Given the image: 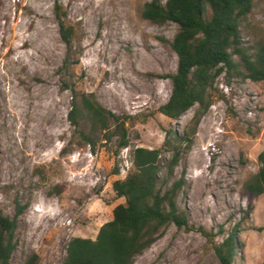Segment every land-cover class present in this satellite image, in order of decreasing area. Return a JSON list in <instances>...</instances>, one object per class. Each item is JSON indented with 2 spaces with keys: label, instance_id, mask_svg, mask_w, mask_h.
Returning a JSON list of instances; mask_svg holds the SVG:
<instances>
[{
  "label": "rangeland",
  "instance_id": "obj_1",
  "mask_svg": "<svg viewBox=\"0 0 264 264\" xmlns=\"http://www.w3.org/2000/svg\"><path fill=\"white\" fill-rule=\"evenodd\" d=\"M150 1L60 0L79 36L72 87L120 118L93 147L80 137L87 128L68 118L55 0H0V211L13 218L17 203L26 206L11 264L33 255L36 264H62L70 239L95 240L124 202L113 183L132 168V150L159 149L167 131L195 126L197 105L176 121L160 112L178 68L171 47L178 26L145 19ZM240 32L244 47L264 44V0H255ZM212 95L176 172L185 174L178 203L190 229L168 227L133 264H221L214 245L235 229V264H264V194L245 189L264 150V82L222 75ZM122 123L130 145L118 149Z\"/></svg>",
  "mask_w": 264,
  "mask_h": 264
},
{
  "label": "trees",
  "instance_id": "obj_2",
  "mask_svg": "<svg viewBox=\"0 0 264 264\" xmlns=\"http://www.w3.org/2000/svg\"><path fill=\"white\" fill-rule=\"evenodd\" d=\"M255 5V0H152L145 4L143 17L156 25L174 23L178 31L171 47L178 58L177 72L169 78L172 94L160 107L171 120H179L198 106L197 121L190 132L179 135L167 131L159 149L137 147L132 150V168L125 178L113 183V190L124 202L113 210L112 221L104 224L95 240L82 237L70 239L62 264H133L134 259L152 246L170 226L190 229L187 211L178 203L186 186L185 174L176 177L183 156L190 150L200 118L212 105V91L222 75L239 76L252 82H264V44L252 48L243 45L241 21ZM54 14L62 42L67 48L62 65L64 87L71 90L72 101L68 118L80 132L83 142L95 147L113 124L119 128L120 118L99 104L92 94L77 93L70 74L77 64L78 32L66 21L67 13L60 0H55ZM238 58V61L235 59ZM122 123L118 149L129 147L128 133ZM118 153V152H116ZM259 171L245 184L255 195L264 194V150L259 154ZM119 175V168L114 169ZM26 206L17 203L13 218L0 211V264H11L17 248L18 218ZM233 230L222 242L214 245L221 264H235L239 250ZM205 235L209 233L203 231ZM38 256L24 264H36Z\"/></svg>",
  "mask_w": 264,
  "mask_h": 264
}]
</instances>
